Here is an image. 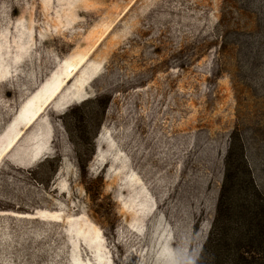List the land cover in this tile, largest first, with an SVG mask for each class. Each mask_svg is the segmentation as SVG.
<instances>
[{"label": "rangeland", "instance_id": "374dc122", "mask_svg": "<svg viewBox=\"0 0 264 264\" xmlns=\"http://www.w3.org/2000/svg\"><path fill=\"white\" fill-rule=\"evenodd\" d=\"M261 1L0 0V264H195L223 192L216 235L244 231L225 158L239 130L264 193Z\"/></svg>", "mask_w": 264, "mask_h": 264}, {"label": "trees", "instance_id": "16d2710c", "mask_svg": "<svg viewBox=\"0 0 264 264\" xmlns=\"http://www.w3.org/2000/svg\"><path fill=\"white\" fill-rule=\"evenodd\" d=\"M226 1H228L227 4L231 2V0ZM250 3L254 5V2ZM256 6L258 9L256 19L259 21L257 27H260V25L263 27L264 0L257 3ZM253 31L254 28L252 27L249 32L252 34ZM229 33L231 32L227 34ZM54 100L50 105L53 104ZM262 133H264V128ZM247 152L246 141L241 136L239 130H235L231 135L225 158V184L231 179L239 189H242L243 186L240 180L242 176H245L248 179V188L253 191V197L255 196L260 202L253 204L250 212L248 209L247 221L241 225L244 226V231L237 229L236 234L222 231L220 235H216V223H218L220 218L224 223L228 219L229 208H226L224 211L222 207L224 204L223 192L218 203L217 217L213 223L211 233L195 264H264V193L252 173ZM109 159L116 166L120 163L119 157H108L107 160ZM101 161H103V158L100 157L98 152L94 158V162L101 163ZM220 214H222L221 217ZM88 226L92 229L91 225ZM94 246L96 247V245Z\"/></svg>", "mask_w": 264, "mask_h": 264}, {"label": "bare ground", "instance_id": "6f19581e", "mask_svg": "<svg viewBox=\"0 0 264 264\" xmlns=\"http://www.w3.org/2000/svg\"><path fill=\"white\" fill-rule=\"evenodd\" d=\"M75 71L74 69H70L69 72H68V80L72 77V72ZM77 71V70H76ZM67 80V81H68ZM66 85V82L63 83L60 87H58V89L56 90V92L54 93V95H52V97L50 98V100L42 107L41 110H39L35 116L29 121L28 125H31L32 123H34L36 120H38L42 114L44 113L46 107L49 106V104L54 100V98L60 93V91L63 89V87ZM22 133V132H21ZM20 133V134H21ZM19 136H17L14 140H16ZM14 140L12 141V143L10 144V146L7 148L6 150V153H8V151H11L10 148H11V145L14 143ZM16 146V145H15ZM14 146V147H15Z\"/></svg>", "mask_w": 264, "mask_h": 264}]
</instances>
